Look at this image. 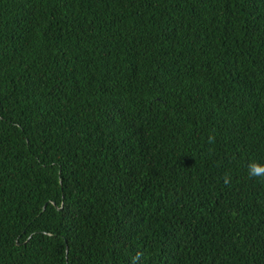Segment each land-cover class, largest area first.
I'll use <instances>...</instances> for the list:
<instances>
[{
	"label": "trees",
	"instance_id": "trees-1",
	"mask_svg": "<svg viewBox=\"0 0 264 264\" xmlns=\"http://www.w3.org/2000/svg\"><path fill=\"white\" fill-rule=\"evenodd\" d=\"M251 162L264 0H0V264H264Z\"/></svg>",
	"mask_w": 264,
	"mask_h": 264
},
{
	"label": "clouds",
	"instance_id": "clouds-1",
	"mask_svg": "<svg viewBox=\"0 0 264 264\" xmlns=\"http://www.w3.org/2000/svg\"><path fill=\"white\" fill-rule=\"evenodd\" d=\"M215 141L214 135L208 137V142L213 143ZM249 176L250 177H261L264 178V164L258 162H251L248 166ZM225 184L230 182V176L227 174L224 177Z\"/></svg>",
	"mask_w": 264,
	"mask_h": 264
}]
</instances>
